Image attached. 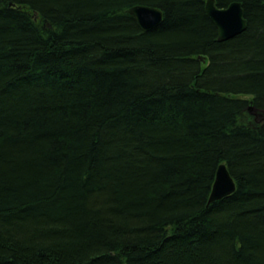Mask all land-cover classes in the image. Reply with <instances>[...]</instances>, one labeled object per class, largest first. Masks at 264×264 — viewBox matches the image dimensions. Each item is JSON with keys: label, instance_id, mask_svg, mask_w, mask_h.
Returning <instances> with one entry per match:
<instances>
[{"label": "trees", "instance_id": "obj_1", "mask_svg": "<svg viewBox=\"0 0 264 264\" xmlns=\"http://www.w3.org/2000/svg\"><path fill=\"white\" fill-rule=\"evenodd\" d=\"M233 1L220 42L205 0H0V264H264V0Z\"/></svg>", "mask_w": 264, "mask_h": 264}, {"label": "water", "instance_id": "obj_2", "mask_svg": "<svg viewBox=\"0 0 264 264\" xmlns=\"http://www.w3.org/2000/svg\"><path fill=\"white\" fill-rule=\"evenodd\" d=\"M10 6H15L10 3ZM205 11L217 28V41H226L242 33L247 27V20L241 2L233 1L225 7H218L215 0H205ZM127 13L136 21L139 28L150 31L162 23L163 14L159 8L147 5H134ZM36 17V13H34ZM250 108V112H252ZM235 190V182L225 164L217 168L208 204L230 195Z\"/></svg>", "mask_w": 264, "mask_h": 264}]
</instances>
